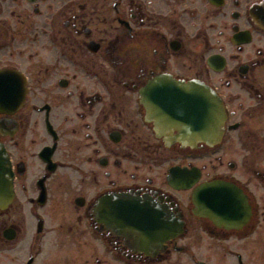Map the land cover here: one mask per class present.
Segmentation results:
<instances>
[{
  "label": "flooded vegetation",
  "instance_id": "flooded-vegetation-1",
  "mask_svg": "<svg viewBox=\"0 0 264 264\" xmlns=\"http://www.w3.org/2000/svg\"><path fill=\"white\" fill-rule=\"evenodd\" d=\"M0 70L25 87L0 112V264H264V0H0ZM159 77L212 92L217 140L155 130L141 92ZM210 182L249 217L198 215Z\"/></svg>",
  "mask_w": 264,
  "mask_h": 264
},
{
  "label": "water",
  "instance_id": "water-1",
  "mask_svg": "<svg viewBox=\"0 0 264 264\" xmlns=\"http://www.w3.org/2000/svg\"><path fill=\"white\" fill-rule=\"evenodd\" d=\"M172 85L174 83L170 80L159 77L141 92L146 119L152 120L155 130L162 135H172L176 131L173 139L183 145L197 142L210 144L218 136L222 125L219 102H214L213 94L200 84L189 82L178 85L177 90ZM24 95L23 77L13 70H0V112L20 107L24 103ZM11 178L9 162L0 148V204L9 202L12 196ZM193 201L198 215L207 216L215 223L227 227L234 226L250 215L246 197L228 184L213 182L200 185L194 193ZM117 221L120 227L128 224L123 216H119ZM151 222L148 225L142 224L150 236L151 227L160 226Z\"/></svg>",
  "mask_w": 264,
  "mask_h": 264
},
{
  "label": "rangeland",
  "instance_id": "rangeland-1",
  "mask_svg": "<svg viewBox=\"0 0 264 264\" xmlns=\"http://www.w3.org/2000/svg\"><path fill=\"white\" fill-rule=\"evenodd\" d=\"M204 251V250H203ZM201 252V254L203 255L204 252ZM226 259H229V257H227ZM232 264V261L230 260V262L228 260H223L220 264ZM217 264V263H216Z\"/></svg>",
  "mask_w": 264,
  "mask_h": 264
}]
</instances>
